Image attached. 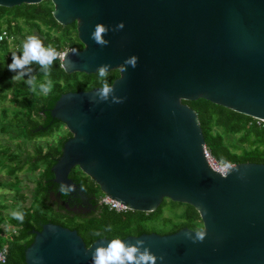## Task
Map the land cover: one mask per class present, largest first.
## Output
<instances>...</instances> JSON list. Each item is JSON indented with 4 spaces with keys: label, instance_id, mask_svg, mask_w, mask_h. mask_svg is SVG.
<instances>
[{
    "label": "water",
    "instance_id": "1",
    "mask_svg": "<svg viewBox=\"0 0 264 264\" xmlns=\"http://www.w3.org/2000/svg\"><path fill=\"white\" fill-rule=\"evenodd\" d=\"M50 1L53 18L76 23L83 44L63 51L74 62L64 71L94 74L109 64L119 71L110 85L124 100L93 103L95 87L54 101L50 114L71 136L50 168L47 205L66 217L94 213L97 202L69 177L78 168L130 210L150 212L170 199L198 211L200 231L121 238L143 239L156 264H264V163H235L227 176L214 170L197 113L183 102L203 98L264 120V0ZM97 23L109 27L106 46L91 38ZM132 56L135 68L124 65ZM61 182L75 191L63 196ZM109 240L86 246L77 230L48 222L34 231L25 264H92V252Z\"/></svg>",
    "mask_w": 264,
    "mask_h": 264
},
{
    "label": "trees",
    "instance_id": "2",
    "mask_svg": "<svg viewBox=\"0 0 264 264\" xmlns=\"http://www.w3.org/2000/svg\"><path fill=\"white\" fill-rule=\"evenodd\" d=\"M52 11L53 4L50 0H43L37 4L23 3L10 8L0 6V32L6 30L9 36H13L16 46L11 51L8 40L0 44V118L7 122L0 126V130L8 133L11 139L19 137L25 141H32L60 132V128L65 125L50 114L54 101L62 93L87 91L101 87L103 83L98 72L95 74L65 72L60 60L53 63L47 77L39 65H32L37 84L46 79L53 81V89L47 95L42 94L38 88L34 91L26 83L25 77L12 80L15 73L8 69V65L12 61L13 53L18 55L22 53L23 45L18 36L26 35L22 32L21 23L29 28L27 33L30 34L32 29H35L44 36L42 41L45 46L52 45L59 52L82 47L75 24L61 25L53 18ZM118 76L117 69L109 71L107 82L111 84ZM9 93H13V97L9 99L14 104L13 109L4 105ZM183 102L197 113L205 144L215 159L231 164L264 163V127L258 126L254 118L203 98ZM10 129L18 132L13 134L9 132ZM70 136L71 133L65 130L54 142L36 143L34 153L25 155L11 149L6 143H0V168H6L8 176L16 177L25 165H28L31 172L39 170L30 204H25L26 195L20 187L12 199L14 211L21 210L25 213L23 222L11 215L4 216L2 210L8 205L0 203V249L6 253L4 264H25L24 252L33 241L34 231L40 230L41 226L48 222L77 230L86 246L101 238L96 237L95 232H101L102 238L113 239L150 232L166 234L180 227L202 230L199 213L193 206L170 199H164L150 212L130 209L126 212H116L97 204L96 213L87 217H66L47 205L45 202L47 186L52 184L50 168L61 152L63 142ZM232 136L235 137L234 140L230 139ZM70 176L98 203L103 193L91 178L79 169H73ZM2 186L4 184L0 181V187ZM164 210H168L169 214L165 215ZM4 224H8L12 230L5 231ZM109 226L111 231L107 230Z\"/></svg>",
    "mask_w": 264,
    "mask_h": 264
},
{
    "label": "clouds",
    "instance_id": "3",
    "mask_svg": "<svg viewBox=\"0 0 264 264\" xmlns=\"http://www.w3.org/2000/svg\"><path fill=\"white\" fill-rule=\"evenodd\" d=\"M123 27L124 22L121 21L113 30H120L123 29ZM108 32V26L102 23H97L94 31L91 33V38L96 44L106 46L109 44V40L105 39ZM72 54H78V52L73 50ZM68 55V53L57 51L52 45L45 46L39 36L30 35L26 38V41L23 44L22 53L19 55L15 53L12 54V61L8 65V69L15 73V75L12 76V80L22 79L27 76L26 83L34 91L38 88L42 94L47 95L53 89V81L51 79H46L37 84L36 77L33 74L34 69L32 68V65H39L40 70L43 71L44 75L47 77L50 75L51 67L56 60L61 61V67H64L66 64L68 66L73 65L74 62L67 59ZM137 60L138 57L135 56L126 58L124 65L135 68ZM123 70L126 71L127 67ZM109 71V64H102L97 68L98 75L103 83L101 87L97 88L95 94L90 97V100L93 103L108 101L111 103L123 102L124 97L116 95L114 85H110L107 82ZM232 168L233 165L224 162L220 172L222 175L227 176ZM81 190H84L82 186ZM59 191L63 196H68L75 191V187L74 185L61 182L59 184ZM11 216L16 220L23 222L25 213L21 210H16L11 213ZM107 230L111 231V227L109 226ZM94 235L101 238L103 236L101 232H95ZM203 237L204 234L201 232L196 238L198 240H203ZM157 259L158 257L150 251L143 239H137L132 243L116 237L109 240L107 244H99L92 252V264H156ZM159 259L163 260V255H161Z\"/></svg>",
    "mask_w": 264,
    "mask_h": 264
},
{
    "label": "rangeland",
    "instance_id": "4",
    "mask_svg": "<svg viewBox=\"0 0 264 264\" xmlns=\"http://www.w3.org/2000/svg\"><path fill=\"white\" fill-rule=\"evenodd\" d=\"M21 24L23 28L22 32L26 34L24 37L20 35L18 36V38L21 40V45L24 44V42L26 41V38L30 35L39 36L41 40L44 39V36L39 34L35 29H32L30 34L27 33V30H29V28L26 27L23 23ZM15 47L16 46H15V43L13 42V36H10L9 37V50L12 51L15 49ZM25 80H27V77H25ZM12 97H13V93H9L7 96L8 100H6V102L4 103V105L8 106L10 109H13L14 107V104H12L9 101V99ZM10 116H11V112L8 113V117ZM5 123L7 124V122H5L4 120H2V118H0V126ZM60 129H61L60 132L53 133L50 137L39 138L37 140H32V141H25L19 137L11 139L8 133L0 130V143L8 144L11 149L16 150L17 152L21 153V155H25V153L33 154L34 153L33 148L36 143L54 142L61 133L67 130L65 126H62ZM9 132L16 134L18 130L10 129ZM230 139L234 140L235 137L232 136ZM38 173H39V170L36 172H31L30 170H28V165H25L24 168L17 173L16 177H10L6 173V168L4 169L0 168V181L4 184V186L0 187V203L8 205V207H5L2 210L4 216L11 215V213L14 211V208L12 205V202H13L12 199L18 187H20L21 190L26 195L25 204L27 205L30 204L32 196H33V190L35 187V180H36ZM16 183H18V185H16ZM164 214L165 215L169 214V211L164 210ZM3 228L5 231L7 229V232H10L12 230L8 224L7 225L4 224Z\"/></svg>",
    "mask_w": 264,
    "mask_h": 264
},
{
    "label": "built area",
    "instance_id": "5",
    "mask_svg": "<svg viewBox=\"0 0 264 264\" xmlns=\"http://www.w3.org/2000/svg\"><path fill=\"white\" fill-rule=\"evenodd\" d=\"M9 35L8 32L6 30H3L0 32V44L4 41V40H8L9 41ZM63 53V52H61ZM255 122L258 126L260 127H264V120L263 119H257L254 118ZM204 156L207 160V162L209 163V165L216 170L217 172H220V169L222 167V164L224 162L227 161H223V160H218L215 159L213 157V155L211 154V151L209 150V148L204 145ZM229 163V162H227ZM231 164V163H230ZM233 165V164H231ZM98 203L102 206L107 207L109 210H114L116 212H126L129 208L123 205H120L114 201H112L109 197H107L105 194L101 195L98 199ZM6 262V253L5 250H1L0 249V264H4Z\"/></svg>",
    "mask_w": 264,
    "mask_h": 264
},
{
    "label": "flooded vegetation",
    "instance_id": "6",
    "mask_svg": "<svg viewBox=\"0 0 264 264\" xmlns=\"http://www.w3.org/2000/svg\"><path fill=\"white\" fill-rule=\"evenodd\" d=\"M75 24V27H76V23H74ZM76 34H77V30H76ZM81 48H83V44H82V47ZM81 48H78V49H81ZM69 50V49H68ZM95 74V73H94ZM74 169H78V168H74ZM72 171H73V169L71 170V172L69 173V177L73 180V178H72V176H70V174L72 173ZM83 173V172H82ZM84 174V173H83ZM85 175V174H84ZM74 181V180H73ZM74 183L78 186V187H80L81 188V185L79 184V183H77V182H75L74 181ZM84 191V190H83ZM99 206H100V204L99 203H97ZM97 205V206H98ZM97 206H96V210L94 211V213L93 214H95L96 213V211H97ZM76 216H78V217H87V216H90V215H76Z\"/></svg>",
    "mask_w": 264,
    "mask_h": 264
}]
</instances>
